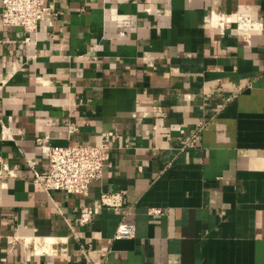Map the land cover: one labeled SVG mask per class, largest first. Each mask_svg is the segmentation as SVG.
Segmentation results:
<instances>
[{
	"label": "crops",
	"instance_id": "0c3cea01",
	"mask_svg": "<svg viewBox=\"0 0 264 264\" xmlns=\"http://www.w3.org/2000/svg\"><path fill=\"white\" fill-rule=\"evenodd\" d=\"M47 6L27 33L0 0V264H264V0ZM75 143L107 147L102 177L45 192Z\"/></svg>",
	"mask_w": 264,
	"mask_h": 264
},
{
	"label": "built area",
	"instance_id": "2783aa9c",
	"mask_svg": "<svg viewBox=\"0 0 264 264\" xmlns=\"http://www.w3.org/2000/svg\"><path fill=\"white\" fill-rule=\"evenodd\" d=\"M50 15L47 0H2V25L7 28H22L27 33H35L42 21ZM49 167L44 172L34 171V182L47 193L63 191L69 194L86 195L93 181L102 177L107 161V147L75 143L67 147L46 148ZM122 195L103 194L100 207L120 209ZM161 214L160 210L151 211ZM93 219V210L85 207L80 211L78 222L86 226ZM135 237V227L121 223L116 231V239Z\"/></svg>",
	"mask_w": 264,
	"mask_h": 264
}]
</instances>
